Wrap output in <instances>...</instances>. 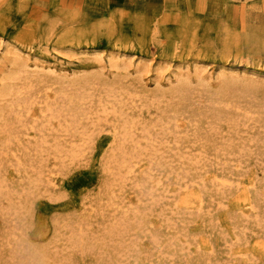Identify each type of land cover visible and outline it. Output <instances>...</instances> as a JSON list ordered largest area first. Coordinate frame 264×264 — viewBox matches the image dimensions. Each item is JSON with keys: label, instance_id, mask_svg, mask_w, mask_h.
Masks as SVG:
<instances>
[{"label": "rangeland", "instance_id": "rangeland-1", "mask_svg": "<svg viewBox=\"0 0 264 264\" xmlns=\"http://www.w3.org/2000/svg\"><path fill=\"white\" fill-rule=\"evenodd\" d=\"M11 51L50 74L41 87L94 83L78 126L92 136L51 120L49 144L77 155H32L26 127L0 154V264H264V0H0V90ZM118 223L125 248L107 233Z\"/></svg>", "mask_w": 264, "mask_h": 264}, {"label": "bare ground", "instance_id": "bare-ground-1", "mask_svg": "<svg viewBox=\"0 0 264 264\" xmlns=\"http://www.w3.org/2000/svg\"><path fill=\"white\" fill-rule=\"evenodd\" d=\"M6 50L7 49H5V51ZM8 53H9V51H8ZM12 53H14V55H13V59H12L11 63H12V65H15V70H11L12 72L9 71V73L7 72V74L4 73L5 75H3V76H4V79L6 82L4 83L5 84L4 87L0 90V97H4V98L8 97V99H9V100L7 99V101H8V104H6L7 107L4 108V110L0 111L1 112L0 113V133L4 134V137H5L4 140L2 141V144H0V154L4 155L6 152H8V149H10L12 142H14V140L16 141L19 139L20 129H22V127H26V129L30 128V129H34V130L39 131L38 132V134H39L38 139H36L35 142L30 147H27V148H29L30 151H32V155L33 154L39 155V154H42L45 151L47 152L49 150H51L52 153L54 152V154L56 153L55 155H57V154L65 155L66 159L68 156L73 157V156L77 155L79 153V149H80L81 145L79 146L78 144H71L70 146L69 145L66 146V145H63L62 143L60 144L58 141H54L52 143L53 145H50L48 142L47 136L45 135V132H46V128L48 126H50L51 120H54V121L57 120L58 126L60 127L59 128L60 131L65 132L67 135L69 134V136H71V137L75 136L76 134H79V136L77 135L78 137H81V138L87 137V139H88L89 133H91V132L88 133V130L86 129L87 126L86 127L84 126L83 128H81V130L78 129V126H79V123H81V120L83 118H85L87 116V114L89 113L87 111L85 104L87 101H90V98H89L90 92H93L91 87L93 86L92 84H94V83L91 84L90 80L79 79V77L76 76L75 78L73 77V78L69 79L68 81H65V84L63 83V81H61L59 79L60 81H52V82L50 81V83L46 84L44 87H41V86H43L42 84H45L46 82H48L47 78H48V75H50V74L46 73V72L40 73V71L38 72L35 70L33 71V69H32V71L31 70L29 71L27 68L26 59L24 61V59L21 55H19L16 52L11 51L10 54H12ZM4 54H5V52H4ZM10 56L6 55L5 57L9 58ZM32 56H34V55H32ZM99 58H101V57H99ZM1 59H2V57H1ZM7 61L9 62L10 60L8 59ZM108 61L110 62V66L114 65L113 62L115 60L113 58L109 59ZM33 62L37 63L34 60H33ZM11 63H10V65H11ZM47 68H49V67H47ZM13 69H14V67H13ZM49 78H50V76H49ZM8 81H10L12 83H10ZM53 84H57L58 87H56L57 89H53V93L51 94L48 89H50L49 87H53ZM108 85H111V84H107V86ZM105 86H106V84H105ZM89 90H91V91H89ZM177 90L179 91L180 89L178 88ZM41 91L43 92L40 95L42 98L39 95H38L39 97L38 96L37 97L41 98L40 102L42 103V106L40 108V111H41L42 120H44V121L41 122L40 125H38L37 123L28 124L29 120L27 121L26 116L30 112V109L33 105V102H37L36 99H38V98L35 99L34 95L37 92H39L38 94H40ZM108 91H112V89H108ZM113 92H114V89H113ZM108 93H111V92H107L106 94H103V96L107 95ZM169 94H171V93H169ZM183 94H185V93H183ZM111 95L112 94H110V96L108 95L109 99H110ZM174 95H175V93H174ZM238 95H239V93H238ZM97 96H98V94H97ZM33 99H35L36 101H33ZM107 99L108 98H106V100H104V101L107 102ZM109 99H108V101L110 102ZM115 101H116V103H118L119 102L118 98H116ZM101 102H103L102 99H101ZM98 103H100V102H98ZM100 104L103 105L102 103H100ZM3 106H4V104H3ZM102 109H103V107H102ZM117 109H116L117 114L119 113V115H121V112H118L119 110H117ZM123 121H124L123 124L120 125L122 130L120 132L121 134L119 133L120 134L119 140L126 142L128 139H130V131H131L130 128L132 127V125H130V123L125 121V120H123ZM42 123H43V125H41ZM97 123H94V125H96ZM120 126H119V128H120ZM91 136H92V133H91ZM89 138H91V137H89ZM83 141H85V140H83ZM119 143H120V141H119ZM115 149L119 150L120 152L122 151V153H124L121 145L118 147H115ZM30 151H28V152H30ZM51 151H49V152H51ZM120 152H119V154H120ZM138 152H136V151L132 152V153H130V155H128V153H127L126 154L127 156L126 155L124 156L123 154H121V157L118 159V162H117V174H120L119 170L121 168H124V170L126 172H128V171L130 172V170L132 168V163L134 162V161L133 162H131V161L133 160L134 157L137 156ZM58 157H60V156H58ZM41 165L42 164H40V166H38V167H40V169H41ZM105 167H106V165H105ZM41 170H39V171H41ZM125 171H122V172H125ZM40 175H41V173H40ZM40 175L38 176V180H40V178H42ZM236 200H239L240 203L242 205H244V207H245V205L250 204L248 197L245 195H240V196L236 197ZM137 218H139V217H137ZM137 218H135V219H137ZM140 218H143V217H140ZM139 219L134 220V222L135 223L137 222L136 224H138L139 222H141V221H139ZM142 221H144V220H142ZM123 225H124L123 223H118V224L113 225L109 229H107V233L109 234V236H116L117 237V239H118L117 246L121 247V248L126 245V243L123 245L124 242L122 240V238L124 236L123 234L125 233V232H123L125 230V226H123ZM126 227H129V226H126ZM131 228L137 229V225H134V226L131 225ZM138 228H139V226H138ZM73 229H74V227H73ZM126 230H130V229L126 228ZM78 231H73L72 232V238H69V239H71L68 242L69 243L68 246H70V249L71 248L72 249H75V248H81L82 249L84 244H85V241H87L86 237H83V235L80 234L81 232L79 233ZM87 238L90 239L89 242L92 240L93 243H95V240H93V238L95 239V237H93L92 235H87ZM97 238L98 237H96V239ZM88 245L89 244L87 243V247H89ZM128 246H130V245H128ZM128 248H129V250H131L132 247L131 248L128 247ZM126 250H128V249L126 248Z\"/></svg>", "mask_w": 264, "mask_h": 264}]
</instances>
